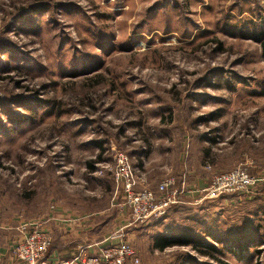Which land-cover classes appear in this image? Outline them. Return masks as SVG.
<instances>
[{
    "label": "rangeland",
    "instance_id": "rangeland-1",
    "mask_svg": "<svg viewBox=\"0 0 264 264\" xmlns=\"http://www.w3.org/2000/svg\"><path fill=\"white\" fill-rule=\"evenodd\" d=\"M238 167L258 195L193 192ZM169 178L195 199L136 222ZM62 215L144 264H264V0H0V225Z\"/></svg>",
    "mask_w": 264,
    "mask_h": 264
},
{
    "label": "built area",
    "instance_id": "built-area-1",
    "mask_svg": "<svg viewBox=\"0 0 264 264\" xmlns=\"http://www.w3.org/2000/svg\"><path fill=\"white\" fill-rule=\"evenodd\" d=\"M258 185L259 180L252 177L246 168L238 167L231 172L215 176L207 188L193 192L205 193L206 198H219L235 194L252 197L256 195ZM127 192L129 194L128 207L136 222H148L153 218H162L170 206L187 204L186 196L192 194L177 189L176 182L172 178L167 179L159 186L158 195L149 190L134 193L131 192V186H128ZM59 219L68 221L63 215ZM19 230L21 238L13 248L16 263L53 264L49 254L52 237L47 227L41 221H23ZM102 245L98 252L97 243L80 247L72 258L56 259L54 264H144L137 250L125 242L123 235L118 232L108 236ZM93 250L95 253H92Z\"/></svg>",
    "mask_w": 264,
    "mask_h": 264
},
{
    "label": "crops",
    "instance_id": "crops-1",
    "mask_svg": "<svg viewBox=\"0 0 264 264\" xmlns=\"http://www.w3.org/2000/svg\"><path fill=\"white\" fill-rule=\"evenodd\" d=\"M176 188L179 189L177 186ZM188 198H192V200L195 199L194 196H189L187 194L186 201ZM183 205H190V202ZM61 217L62 216H56L55 219L58 220H55V222L53 223L51 222V225L49 224L47 226V229L51 232L52 242L54 239V243L58 244L57 246L53 247V250L51 252V261L53 264L55 262L54 257H56V259L58 260L70 259L78 252L80 247L94 245L97 243L98 252V249L103 246L102 242L107 238L106 236L101 240H97V238H89L92 234H97V225H90V223L87 222V219L80 218L74 221L71 218L69 219L68 215H63V217H66L68 221H60L59 218ZM20 224V221H16L10 226L0 225V264H17L13 255V248L21 238V233L19 230ZM91 226L93 227L91 228ZM153 248L155 254H162V252L164 253L167 251V248H165L164 250H160L157 247ZM92 253H95V250H93ZM161 264L173 263L167 261Z\"/></svg>",
    "mask_w": 264,
    "mask_h": 264
},
{
    "label": "trees",
    "instance_id": "trees-1",
    "mask_svg": "<svg viewBox=\"0 0 264 264\" xmlns=\"http://www.w3.org/2000/svg\"><path fill=\"white\" fill-rule=\"evenodd\" d=\"M205 153H206V151H205ZM206 154H208V152L206 153ZM202 244V243H201ZM169 245H171L170 244V242L169 241H167V240H165V239H161L160 240V244L158 245V246H156L157 248H159L160 250H164L165 248H167ZM200 246V245H199ZM204 247V246H203ZM202 249V248H201ZM206 249L208 250V252L207 251H203V250H200V253H202L203 255H205V256H209V253L210 252H212V253H218L219 252V250L218 249H216L214 246H211V245H208V246H206ZM49 254H50V250H49ZM50 257H51V255H50ZM54 259L56 260V257H54Z\"/></svg>",
    "mask_w": 264,
    "mask_h": 264
}]
</instances>
